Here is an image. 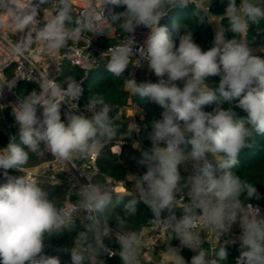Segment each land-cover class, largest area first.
Here are the masks:
<instances>
[{
	"label": "clouds",
	"instance_id": "1",
	"mask_svg": "<svg viewBox=\"0 0 264 264\" xmlns=\"http://www.w3.org/2000/svg\"><path fill=\"white\" fill-rule=\"evenodd\" d=\"M210 3L80 0L77 10L74 0H0V38L4 40L0 44V65L23 58L31 66L25 72L20 62L16 78L32 80L39 86V91L33 89L12 106L23 146L13 137L0 148V169L7 178V183L0 186V264H61L58 257L47 255L50 240L72 231L77 219L87 230L79 231L71 246L65 248L71 253V264H102L98 260L102 254H116L105 243V239L113 238L119 245L122 264H137L145 234L127 230V221L137 215L140 202L150 208L152 222L166 232L168 241L179 240L180 247L169 245L165 251L175 264H186L181 247L197 253L190 264H225L229 260L225 244L234 241L219 243L218 250L210 252L203 247L200 233L211 229L219 242L236 223L242 233L235 264H264V214L247 203L261 195L254 184L235 171L240 154L256 146V136H264V57L253 54L256 39L247 37L250 27L257 36L264 33V0H228L223 16L228 27L216 24L213 44L207 50L195 42L187 23L177 24L182 34L176 47L161 19L173 10L194 5L196 23H212L210 17L215 15ZM106 5L125 7L106 15ZM41 12L42 20L38 18ZM140 26L150 31L137 47L135 32ZM116 27L123 39L106 52L107 71L123 80L136 96L147 97L162 110L161 118L152 122L151 147L142 150L139 160L146 171L142 176L128 177L135 181V194L128 190L131 199L124 204L122 214L114 215L119 220L118 229L109 225L114 210L111 206L114 198L122 202L125 194H116L110 185L93 176L81 174L88 183L80 185L77 199L61 203L50 198L36 178L8 172L15 169L23 173L29 155L43 157L45 151L63 163L88 159L105 145L114 141L121 145L140 131L134 122L121 131L113 115L115 106L99 94L89 98L86 112L90 115L80 112L77 101L83 92V79L67 76L57 82L50 78L49 69L41 72L27 56L33 44L42 41L45 54L54 53L58 60L61 50L66 49L65 55L71 59L69 41L84 40L88 47L93 35L111 38ZM226 31L234 34L232 38H226ZM85 33L91 36L86 38ZM9 36L18 39L13 42ZM259 50L264 52V45ZM143 64L154 72L158 82L137 83L134 75L124 77L130 66ZM33 70H39L38 77L32 75ZM210 76H218V84L207 83ZM179 81H183V87ZM6 83L12 88L16 79L0 77V94ZM234 102L247 113L245 117L234 111ZM225 103L229 107H222ZM212 104V111L204 110ZM62 105L69 108L65 112L67 122L61 119ZM3 107L0 105V109ZM39 108L42 118L37 114ZM189 165L192 174L182 177L181 167L187 170Z\"/></svg>",
	"mask_w": 264,
	"mask_h": 264
},
{
	"label": "trees",
	"instance_id": "2",
	"mask_svg": "<svg viewBox=\"0 0 264 264\" xmlns=\"http://www.w3.org/2000/svg\"><path fill=\"white\" fill-rule=\"evenodd\" d=\"M228 0H211L210 9L215 8L219 5L227 3ZM238 2V0H237ZM125 6H114L111 5L106 14L118 13L124 10ZM194 5H189L184 9H177L169 12L160 21V24L166 26L169 30L171 39L176 43L179 42V36L182 34L180 30L177 29L176 25L179 23H187L193 29V36L196 43H198L202 50H207L213 44V35L211 31V23H196L195 16L192 15ZM227 29V27H226ZM254 29L250 27L249 31ZM116 33L123 35L122 31L116 27ZM231 31H226L225 35H230ZM250 33H247V36ZM107 40H110L107 38ZM259 56V54H258ZM108 57L103 61L99 62L97 65L93 66L88 74L83 78V87L85 97H91L93 95H101L106 102L115 106L116 111L114 112V118L117 123L121 125V131L127 128L128 122L123 119V116L118 115L119 108L124 107L129 104L128 98L130 97L131 103L137 106L144 115V121L140 125V132L143 134L144 142L151 141L149 139V133L152 131V122L154 120L161 118V109L151 102L147 97L136 96L132 91H129L125 87V83L120 78L113 76L106 69V64ZM67 76H74L79 79L82 76V71L74 66L65 64L62 72L58 76L59 82L65 80ZM124 77H128V69L124 73ZM123 79V78H122ZM180 87H183V82L179 83ZM36 86L33 83H20L14 87V92L17 98L29 94L35 89ZM4 107L0 109V138L8 139L14 137V142L20 146L22 145L19 126L15 122L14 115L12 113V106L10 104L3 105ZM215 107L214 104L205 106V111H212ZM222 107L227 108L229 105L225 103ZM234 111L240 117H245L247 113L237 107L235 102L232 105ZM135 136V132L132 137L125 138V141L121 144L119 152H111L109 149L110 144L104 146L101 152L96 157V165L98 171L94 173V179L98 181L105 182L108 176L119 177L124 176L127 173L141 172L144 166L139 164L141 159L140 151L136 150L132 145V139ZM108 150L105 152V150ZM210 160L215 167V160L210 157ZM181 171V170H180ZM235 171L242 178L248 180L254 184L261 195L260 199H251L249 201H257L264 203V136H256V146L254 148L245 149L239 157V164L237 165ZM182 177H187V171L182 169ZM7 183V182H6ZM5 182H0V186H3ZM76 191H67L66 200L68 202L75 201ZM60 189L54 187L52 192H49L50 198L54 194H58ZM131 199L130 196L125 195V199L122 202H117L114 198L113 200V212L115 215L122 214L123 206L127 201ZM61 202V201H58ZM62 203V202H61ZM182 203V202H181ZM177 211H179V206ZM153 217L150 208L143 202L137 205V215L131 217L127 221V230L132 229L134 231L141 232L143 228L149 225V219ZM118 229V226H117ZM86 226L81 220H76L75 227L70 232H65L60 236H53L50 240V247L47 249V255L58 256L63 259H69L71 261V253L65 251L66 247H70L72 244V239L77 235L79 231H86ZM167 237V234H166ZM168 240V237H167ZM106 243L115 252V255L104 254L100 256L102 264H122L119 257V245L115 242V238L112 241L105 239ZM171 246L180 247V242L178 239H172L169 241ZM204 246V244H203ZM219 244L216 245L215 249L218 250ZM228 251L229 260L225 264H234L235 257H238L241 252V241H234V243L225 244ZM180 254L184 258L186 264H190L191 257L194 252L187 248L181 247ZM138 264H148L146 262H141Z\"/></svg>",
	"mask_w": 264,
	"mask_h": 264
},
{
	"label": "built area",
	"instance_id": "3",
	"mask_svg": "<svg viewBox=\"0 0 264 264\" xmlns=\"http://www.w3.org/2000/svg\"><path fill=\"white\" fill-rule=\"evenodd\" d=\"M74 5L78 10L81 7L80 0H74ZM110 7L111 5L105 6V14L107 10H109ZM42 17H43V13L41 12L38 18L42 20ZM149 31L150 30L144 26H140L136 29L135 39L137 41V47L143 44ZM90 36H91V33H85L86 38ZM8 38L12 39L13 42H15L18 39L17 36H9ZM107 38L110 40H107ZM120 39H123V35L117 34L116 31L114 30L111 38L107 35H93L88 47H87V44L84 42V40H71L69 41V44L72 47V51L71 53H69V55L71 56V59L67 58L65 55L67 50L62 49L58 60L56 59V55L54 53L44 54L43 57L38 58L33 50L35 46V43H34L30 51L27 53V56L29 60L31 61V64L36 65V67L41 72H45L49 69L50 78L57 80V82H59L58 76L62 72V69L65 64H68L70 66H74L80 69L82 71V76L79 79H83L88 74V71L93 66L97 65L99 62L103 61L105 58L108 57V54L106 52L108 51L109 47L116 46L119 43ZM3 43H4L3 38H0V44H3ZM104 53L106 54L102 57ZM2 58L3 57H0V59ZM133 59H134L133 61H135L134 57ZM20 62H22L25 66L23 71L27 72L28 67H30L31 65L28 63V61L24 60L23 58H20ZM20 62H12L7 65H0V77L4 79H8L9 81H11L12 79H16V83L12 88H9L7 83L4 84L3 93L0 94V105L10 104L11 106H13L14 104L18 102L19 98H17L15 95L14 87H16L20 83H33L36 86L35 89L39 91V86L34 81L28 80L25 78H16L15 73L17 72L20 66ZM55 63L59 65V70L57 69V66L55 65ZM131 68L133 70L128 73V77H130V74L135 75L139 67L131 66ZM39 70H33L32 75L38 77ZM125 87L130 92V89H128L126 85ZM82 89H83L82 95L77 101L79 105V110L85 115H90V113L86 112V105L88 104L89 97H85L84 95L83 81H82ZM128 101H129V105L132 106V103L130 102V97L128 98ZM67 111H69L68 106L62 105L61 119L65 120V122H67L66 116H65V112ZM37 114L38 115L42 114V108L38 109ZM41 118H42V115H41ZM127 122L136 123L133 111L129 113ZM96 157L97 155H93L88 159L75 160L72 163H65L66 166H69L72 169V171L76 173L75 178L72 179V181L70 180L69 182L75 183V185L79 187L80 185L87 184L88 180L86 176H83L81 174L93 176L94 173L98 171V167L95 163ZM58 161H59L58 158L53 157L46 163V165L41 166L40 168L43 170V172L46 168H50V167L52 169H56L58 166ZM43 172L41 171L40 173H38L37 171L29 170L27 175L32 176L33 174L37 176V174H42ZM190 172L192 173L191 167H190ZM111 187L113 188L115 192H117L116 187L114 188L113 185H111ZM70 202H74V201H70ZM185 202H188V198L186 196V190H185ZM247 203H251L253 207L259 208L261 210V213L264 214V203L257 202V201H247ZM152 219L153 217L149 219L148 221L149 225L143 228L141 232L144 233L147 238L152 237V238L157 239L159 237L166 236V232H164L163 230H158L156 228L155 224L152 222ZM235 229L237 230L238 233H242V229L240 228L238 223H236ZM197 230L199 231V229ZM200 235H201L202 241H204L203 247L207 248L210 252L213 249H215L217 245L218 237L213 230L211 229H206L205 231L201 230ZM236 258L237 257H235V259Z\"/></svg>",
	"mask_w": 264,
	"mask_h": 264
},
{
	"label": "rangeland",
	"instance_id": "4",
	"mask_svg": "<svg viewBox=\"0 0 264 264\" xmlns=\"http://www.w3.org/2000/svg\"><path fill=\"white\" fill-rule=\"evenodd\" d=\"M226 5L227 3L210 9L211 13L215 15V17H210V20L214 21L211 23V31H212L213 38H214L215 30L217 27L216 24L224 25L225 28L228 27L227 19L223 17L225 14ZM248 33H250V35L247 36L249 40L256 39L254 43L252 44V47L254 49L253 54L254 55L259 54V56L264 57V52L259 50L261 44L264 45V33L257 36L255 29H251ZM233 35H234L233 33H231L230 35H226V38L230 39L232 38ZM175 45L176 47H178L179 42H176ZM43 54L44 53H42V55ZM132 70L133 69L130 66L128 69V73ZM134 77L137 83L158 82V78L155 76L154 72L148 68L146 64H143V66L137 69ZM182 82L183 81H179L177 83L179 84ZM206 82L209 83L210 85H216L219 82V77L218 76L207 77ZM129 93H131V90ZM132 105L134 104L132 103ZM130 106L131 105L128 104L124 107L119 108L118 115L123 116V119L125 121L128 120V112H129L128 108ZM133 108H137V111L135 112L136 113L135 120H136V124L140 126L144 121V115L142 114V111L137 106ZM141 117H143V119ZM9 142H10V138L8 139L0 138V148L6 147ZM136 143L139 144V147H134V144ZM132 145L136 150L142 152V150H145L151 147V141L144 142L143 134H141V132L139 131L138 133L135 132V136L132 139ZM120 147L121 145L119 144V142L114 141L112 142L108 150H110L111 152H119ZM108 150L106 149L105 152ZM53 157L54 156L48 151H45V155L43 157H38L35 154H30L28 163L23 168V173L15 169H9L8 172L10 175H13V176H20L22 174H28L29 170L37 171L38 173H40L41 171L43 172V170L40 167L46 165V163ZM190 167L191 166L189 165L188 169L186 170L187 176L192 174L190 172ZM182 169L184 168L181 167L180 170L182 171ZM145 171H146V168L144 167L141 172L127 173L124 176H119V177L108 176L106 181L103 183L106 185H110V186L113 185L114 188L118 186L120 189H118L117 192L114 191L118 195L119 194L127 195L128 190L133 192V194H135V181L130 180L128 177L129 176H136V177L142 176ZM75 176H76V173L73 172L69 166H66V164L62 162L61 164L60 163L58 164L56 169H52L50 167V168H46L42 174H37V176L32 174V177L36 178L41 183V185L47 189L48 192H52L54 187L60 189V192H58V194H54L51 198H56L57 201H61L62 203L68 202L66 200L67 191H71V190L74 191V189L75 190L79 189V186L75 185V183L69 182L70 180L72 181V179H74ZM0 182H5V183L7 182V178L4 176L2 169H0ZM110 215H113V216L109 217V225L110 227L117 229V226H119V220L116 218V216H114L115 212L112 211ZM77 220H80V219H77ZM128 230L134 231L132 229H128ZM221 240L222 238L219 241ZM154 241L155 240L152 237L147 238L146 235H144L143 245L145 246H143L142 250H140V255L138 257L137 264L141 262H146L148 264H175V261L171 257H168L165 254V251L167 250L168 246L171 245L169 241L167 240V237L165 241L163 240V242L158 241L155 243ZM55 257H58V256H55ZM58 258L61 264H71V261L69 259H63L61 257H58ZM98 260L101 262L100 257H98Z\"/></svg>",
	"mask_w": 264,
	"mask_h": 264
},
{
	"label": "crops",
	"instance_id": "5",
	"mask_svg": "<svg viewBox=\"0 0 264 264\" xmlns=\"http://www.w3.org/2000/svg\"><path fill=\"white\" fill-rule=\"evenodd\" d=\"M238 2H239V0H238ZM43 48V42H37L36 44H35V46H34V53L37 55V57L38 58H40V57H43V55L45 54L43 51H41V49ZM42 53H44L43 55H42ZM133 107H136L135 105H132V106H130L128 109V115H129V113L131 112V111H133V112H135V108H133ZM134 116H135V118H136V113H134ZM61 164V162L60 161H58V164ZM235 225L236 224H233V226H232V228H231V231L229 232V233H227V234H224V235H222L221 237H220V239L222 238V240L221 241H217L218 243L217 244H219V243H224L225 241H228V240H232V241H240L239 240V236L241 235V233H238L237 232V230L235 229ZM155 241V243L156 242H158V241H160V242H163V240L165 241L166 240V236H162V237H159V238H157V239H155V238H153ZM230 244V243H229ZM140 250H142V248L140 249ZM194 252V251H193ZM195 254H197L196 252H194V255Z\"/></svg>",
	"mask_w": 264,
	"mask_h": 264
},
{
	"label": "bare ground",
	"instance_id": "6",
	"mask_svg": "<svg viewBox=\"0 0 264 264\" xmlns=\"http://www.w3.org/2000/svg\"><path fill=\"white\" fill-rule=\"evenodd\" d=\"M118 189H120V188L117 186V187H116V191H117Z\"/></svg>",
	"mask_w": 264,
	"mask_h": 264
}]
</instances>
